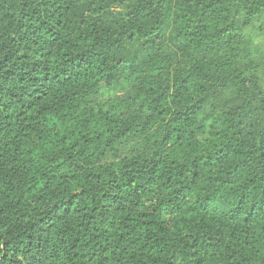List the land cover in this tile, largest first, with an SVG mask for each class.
Returning <instances> with one entry per match:
<instances>
[{
  "label": "trees",
  "instance_id": "1",
  "mask_svg": "<svg viewBox=\"0 0 264 264\" xmlns=\"http://www.w3.org/2000/svg\"><path fill=\"white\" fill-rule=\"evenodd\" d=\"M78 1L0 0V264H264V0Z\"/></svg>",
  "mask_w": 264,
  "mask_h": 264
},
{
  "label": "rangeland",
  "instance_id": "2",
  "mask_svg": "<svg viewBox=\"0 0 264 264\" xmlns=\"http://www.w3.org/2000/svg\"><path fill=\"white\" fill-rule=\"evenodd\" d=\"M91 1V0H79L78 4L83 8L85 5L84 3ZM254 38H255V46L256 49L259 51L256 53V56L259 58L261 63H264V41L262 39V36H260L259 33L254 32ZM171 52L175 51L177 53V46L174 44V40L172 41L171 45Z\"/></svg>",
  "mask_w": 264,
  "mask_h": 264
},
{
  "label": "snow or ice",
  "instance_id": "3",
  "mask_svg": "<svg viewBox=\"0 0 264 264\" xmlns=\"http://www.w3.org/2000/svg\"><path fill=\"white\" fill-rule=\"evenodd\" d=\"M262 224H264V221H261Z\"/></svg>",
  "mask_w": 264,
  "mask_h": 264
}]
</instances>
